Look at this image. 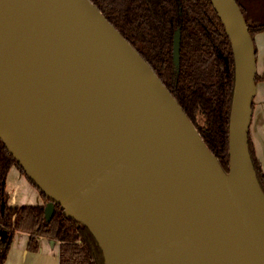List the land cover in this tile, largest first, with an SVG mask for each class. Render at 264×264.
Masks as SVG:
<instances>
[{"label": "water", "instance_id": "95a60500", "mask_svg": "<svg viewBox=\"0 0 264 264\" xmlns=\"http://www.w3.org/2000/svg\"><path fill=\"white\" fill-rule=\"evenodd\" d=\"M210 2L234 61L228 173L90 0H0V140L50 199L45 220L59 205L104 264H264L255 45L236 0Z\"/></svg>", "mask_w": 264, "mask_h": 264}, {"label": "trees", "instance_id": "16d2710c", "mask_svg": "<svg viewBox=\"0 0 264 264\" xmlns=\"http://www.w3.org/2000/svg\"><path fill=\"white\" fill-rule=\"evenodd\" d=\"M149 64L162 84L179 103L201 139L228 173V131L234 90V61L230 41L210 0H90ZM253 38L264 23L251 21L236 0ZM180 30V58L173 59V39ZM256 75V80H260ZM201 126L198 120L201 121ZM249 152L264 192V172L255 156L249 134ZM11 167L22 175L19 163L0 140V264H5L17 232L29 235L27 249L38 250V238L59 243V264H104L102 252L90 232L65 216L55 204L47 222L44 206L12 207L6 180ZM5 238H2L3 234Z\"/></svg>", "mask_w": 264, "mask_h": 264}, {"label": "crops", "instance_id": "0c3cea01", "mask_svg": "<svg viewBox=\"0 0 264 264\" xmlns=\"http://www.w3.org/2000/svg\"><path fill=\"white\" fill-rule=\"evenodd\" d=\"M241 1L249 8L247 9L248 19L258 21L250 2ZM253 41L256 52V75L261 79L256 82L249 134L255 156L264 172V30L257 33ZM6 190L9 196L8 204L12 207L43 205L39 192L29 184L26 177L16 167H11L8 173ZM28 240V234L21 232L15 234L5 264H59L58 242L40 237L38 238V250L30 252L27 249Z\"/></svg>", "mask_w": 264, "mask_h": 264}, {"label": "rangeland", "instance_id": "374dc122", "mask_svg": "<svg viewBox=\"0 0 264 264\" xmlns=\"http://www.w3.org/2000/svg\"><path fill=\"white\" fill-rule=\"evenodd\" d=\"M252 6V11L254 10V13L256 14V19L261 22L264 23V0H248ZM238 2L241 4L244 13L247 16V9L249 10L248 6L244 5L243 2L241 0H238ZM247 7V8H246ZM251 17V16H250ZM201 119V118H200ZM202 123V119L201 121L198 120V124L201 126ZM44 206V201H43V205ZM45 207V206H44Z\"/></svg>", "mask_w": 264, "mask_h": 264}]
</instances>
